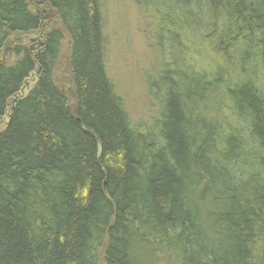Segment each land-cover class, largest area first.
I'll use <instances>...</instances> for the list:
<instances>
[{"label": "trees", "instance_id": "1", "mask_svg": "<svg viewBox=\"0 0 264 264\" xmlns=\"http://www.w3.org/2000/svg\"><path fill=\"white\" fill-rule=\"evenodd\" d=\"M136 1L160 107L141 130L104 0H0V264H264V0Z\"/></svg>", "mask_w": 264, "mask_h": 264}, {"label": "rangeland", "instance_id": "2", "mask_svg": "<svg viewBox=\"0 0 264 264\" xmlns=\"http://www.w3.org/2000/svg\"><path fill=\"white\" fill-rule=\"evenodd\" d=\"M136 0H104V34L106 37V67L110 81L115 90L125 103L132 125L141 130L149 127L150 123L158 118L160 113L159 103L151 96L148 76L155 71L157 58L152 55L147 40L151 33V23L147 17L140 14ZM48 19V26H61ZM56 22V23H55ZM65 35V34H64ZM37 33L13 37L8 47L22 42L28 44ZM152 45H149L151 47ZM167 53V49L163 50ZM168 61V55H163ZM155 58V59H154ZM3 62L9 63L12 57L4 53ZM69 62V39L65 35L59 61L53 73V80L64 92L70 102H73V86L68 66ZM35 74H32L21 90L20 95L25 96L34 86ZM8 115L0 119V132L7 123ZM99 264H105L100 255Z\"/></svg>", "mask_w": 264, "mask_h": 264}]
</instances>
